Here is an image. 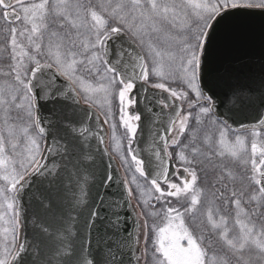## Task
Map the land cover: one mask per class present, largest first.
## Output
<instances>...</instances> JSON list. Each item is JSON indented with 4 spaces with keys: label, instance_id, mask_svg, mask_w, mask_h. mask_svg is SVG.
<instances>
[{
    "label": "snow or ice",
    "instance_id": "obj_1",
    "mask_svg": "<svg viewBox=\"0 0 264 264\" xmlns=\"http://www.w3.org/2000/svg\"><path fill=\"white\" fill-rule=\"evenodd\" d=\"M0 264H264V0H0Z\"/></svg>",
    "mask_w": 264,
    "mask_h": 264
},
{
    "label": "water",
    "instance_id": "obj_2",
    "mask_svg": "<svg viewBox=\"0 0 264 264\" xmlns=\"http://www.w3.org/2000/svg\"><path fill=\"white\" fill-rule=\"evenodd\" d=\"M251 49L246 46V45H242L239 50L235 53L236 56H240L243 57L246 54L250 53ZM149 97H151L153 95L152 91L150 90L148 93ZM159 111V109L157 108V112ZM238 119H243V117H238ZM151 146V136L149 135L148 129L145 128L143 132H141L140 134H138L137 136V141L136 143L133 145L134 149L137 152H140L141 149L144 150V153L142 154H146L147 150L149 149V147ZM105 163H108L107 157H105ZM111 172L113 173L114 176L116 177H122L123 173L119 167V164L117 162L116 159H114L111 162ZM110 192L112 193H116L117 192V186L113 185V187L110 189Z\"/></svg>",
    "mask_w": 264,
    "mask_h": 264
},
{
    "label": "rangeland",
    "instance_id": "obj_3",
    "mask_svg": "<svg viewBox=\"0 0 264 264\" xmlns=\"http://www.w3.org/2000/svg\"><path fill=\"white\" fill-rule=\"evenodd\" d=\"M116 160L118 161L119 167H120V169H121V171H122V173L124 175V172H125L124 166L122 165L121 161L118 158Z\"/></svg>",
    "mask_w": 264,
    "mask_h": 264
}]
</instances>
